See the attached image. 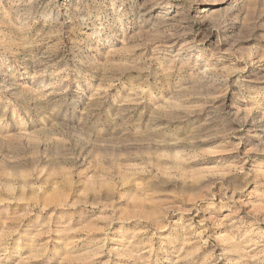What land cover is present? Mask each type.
I'll return each mask as SVG.
<instances>
[{
	"label": "clouds",
	"instance_id": "1",
	"mask_svg": "<svg viewBox=\"0 0 264 264\" xmlns=\"http://www.w3.org/2000/svg\"><path fill=\"white\" fill-rule=\"evenodd\" d=\"M53 2L19 28L20 5L0 3V142L91 156L122 129L119 159L137 163L117 165L96 194L107 187L125 200L118 187L132 185L129 203L147 210L97 217L90 232L52 229L51 218L32 234L5 232L0 264H66L74 245L86 264H264V0H111L114 22L95 30L83 9L65 20ZM22 61L27 80L13 71ZM176 183L194 194L177 197ZM166 189L175 199H160ZM133 221L145 224L125 227ZM112 232L120 240L110 246Z\"/></svg>",
	"mask_w": 264,
	"mask_h": 264
},
{
	"label": "rangeland",
	"instance_id": "2",
	"mask_svg": "<svg viewBox=\"0 0 264 264\" xmlns=\"http://www.w3.org/2000/svg\"><path fill=\"white\" fill-rule=\"evenodd\" d=\"M8 2L9 0H0V3L5 6ZM16 2L20 5V19L15 21L19 28L30 22L33 17L42 14L49 0H35L32 4H29V0H16ZM110 4L111 0H55L50 7L65 20H75V8L83 9L79 15L84 18L88 29L95 30L114 22V17L109 14ZM119 6L120 0H117V7ZM218 6L212 3L204 5L209 10ZM127 7L134 8L136 3L130 0ZM0 21H4L3 15H0ZM114 59L120 60L121 57L117 56ZM2 64L3 61L0 60V65ZM121 70L116 64L111 72L118 74ZM0 71L7 72V68H0ZM13 71L18 73L19 79L27 80L33 68L30 62L22 61L13 68ZM95 85V78H91L87 85H83L82 91L75 98L76 104L84 99V93L88 88ZM118 123L120 122L117 121ZM112 128H115V125H112ZM122 134V129L116 131L110 129L107 135L101 136V143L105 140H111L113 143L102 147L92 146L93 155L91 156L87 155V151L81 154L79 149L75 153L66 152L58 145L28 146L25 144L23 148L12 152L8 146L0 142V238L5 232L17 228L29 234L35 233L49 223V218H51L49 227L52 229L83 228L90 232L94 227L102 226L104 223L97 220V217H106L113 213L119 216L125 209L136 214H140L142 207L147 210V206L129 203L136 192L132 185L123 189L118 187L120 195L126 197L125 200H120L119 196L113 197L107 187L99 191V195L96 194V189H99L102 183L110 181L111 177L116 175L117 165L137 163L134 157H129L127 160L119 159L128 152L124 146H115V142L121 138ZM11 155L18 157L14 164L6 159ZM73 156H79V159H73ZM106 168H112V172H104L103 169ZM100 177L104 179L101 180ZM171 190L175 191L177 197H188L194 194L193 188L183 183H176ZM82 192H86V195L82 196ZM160 199H175V197H169L166 189ZM114 200L116 202H113ZM73 202L77 203L76 208L54 207L57 204ZM46 204H51L53 207L40 212V207ZM52 212H55V215H51ZM144 224V221H133L125 227H143ZM77 235H83V233ZM110 236V246L113 242L119 243V234L112 232ZM79 247L74 245L67 250L66 264H86L85 261L78 259L81 255L78 251ZM28 254L27 250L22 252L25 257Z\"/></svg>",
	"mask_w": 264,
	"mask_h": 264
}]
</instances>
